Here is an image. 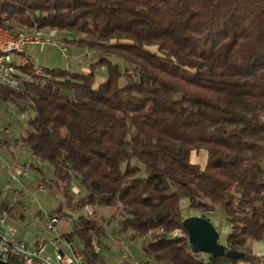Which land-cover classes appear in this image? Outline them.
I'll list each match as a JSON object with an SVG mask.
<instances>
[{
	"label": "trees",
	"instance_id": "16d2710c",
	"mask_svg": "<svg viewBox=\"0 0 264 264\" xmlns=\"http://www.w3.org/2000/svg\"><path fill=\"white\" fill-rule=\"evenodd\" d=\"M9 23L82 35L68 43L92 53L87 73L37 74L29 57L18 89L0 85L1 100L32 111L13 142L38 174L51 167L53 212H77L66 238L87 264L100 262L92 243L102 246L104 226L78 212L85 205L118 216L155 263L264 264L249 245L264 241V0H0V27ZM198 150L203 166L190 160ZM182 198L204 218L220 209L224 245L243 256L193 252Z\"/></svg>",
	"mask_w": 264,
	"mask_h": 264
},
{
	"label": "rangeland",
	"instance_id": "374dc122",
	"mask_svg": "<svg viewBox=\"0 0 264 264\" xmlns=\"http://www.w3.org/2000/svg\"><path fill=\"white\" fill-rule=\"evenodd\" d=\"M9 24L13 26L12 28L9 27L8 29L20 30V29L25 28L22 26L19 27L18 25L15 26L14 23L12 24L9 23ZM78 37H82V35H73L71 33L69 34L68 32L60 31L59 39H60L61 44L66 46V57H62V55L60 54V50L56 46H51V45L45 46L42 50H40L39 47L34 46L35 49L31 53L32 60L37 66H41V67L66 66V58L68 59L70 58L71 66H73L74 64V67L77 65L75 63L78 62V60L83 61V58L86 56L90 57L89 59L91 61L93 59L91 52L87 53L85 49L74 47L68 43V40L75 39ZM69 50L79 55L75 56V58H71L68 54ZM149 50L155 51V47H150ZM112 60L114 62L120 63L123 66L125 64L121 59H118L115 57H112ZM101 69L103 70V67ZM104 79H105V75H102V71H97L96 77H95L96 86L100 82H102ZM21 112H26L25 117L21 118L19 116ZM31 112L32 111L29 108L23 110V109H20L15 104H13L12 107H7V109L4 108L3 115H6L5 122H8L9 125L5 126L6 123H3L1 121L2 119L0 120V138L9 139V141H12L14 137H22L26 132V128H27L26 123H27L28 116L30 115ZM2 117L3 116L0 115V118ZM4 126L9 129L7 133L3 132V129H5L3 128ZM11 145L12 146L10 148L6 147L7 149H4V148L0 149V186L2 188H6L8 184L7 178H6L7 177V166L18 165V166L28 167L29 170L30 169L32 170V168L28 164L36 160V158L31 156L30 154H27L25 158L18 156L19 152L21 153L19 145L14 144V143H11ZM11 155H15V156L12 157ZM190 160L191 162H194V163H197L203 166L206 161V151L205 150L192 151L190 154ZM39 165L41 167L43 174H35V173L31 174V176L28 179L22 180L20 184L18 185L19 186H22V184L23 185L25 184L27 186L32 185L34 186V188H36V185L41 183L44 185V191L36 192L34 190L33 199L35 202L30 204L28 202V199L30 198L27 197V199H25V202H26L25 204L30 205V207L35 206L36 209L38 208V204H40L44 208H50V209L51 207L55 208L57 204L62 201L61 194L56 186H52L51 188H46L45 186L46 181H49L53 178L52 169L51 167H49L47 164L43 162H40ZM9 186L10 187L12 186L11 183H9ZM70 190L75 196L77 194H82L80 192L82 188L80 185L77 184V181L75 179H72L71 181ZM42 194L45 195V198H43ZM13 200H14V197H13ZM179 204L182 208L184 216H189V215L200 216L201 215V212L196 211V210H190L187 208V200L185 198H182ZM78 212L82 213L83 211L79 210ZM103 212H105L104 209L101 213L95 212V214L93 215V217H95L97 221L100 222L104 226V235L101 237L102 246L99 245L101 247V251L99 254L100 262L103 264H122L123 260L120 258V251H121V248L123 247L120 246L119 242L118 241L116 242L115 239L124 240L125 249H127L128 251L130 250L131 254L134 256H141L139 255L138 252L141 247L142 239L141 238L131 239L130 238L131 232L129 230H127L126 232H122L120 230V227L117 223L119 220L118 216L116 217V220H113V219L111 220V218L108 216V213H103ZM74 213L75 212H70L69 213L70 218H66L67 221L65 220L61 221L58 227L62 228L63 226L67 228V230L72 229L75 225V222L72 220L74 218ZM77 216L78 215L76 214V217ZM205 216L211 223L213 222L215 224L213 226L218 232V241L219 242L224 241L226 238V235L228 234L230 230V224L228 223V221L225 220L221 210L220 209H216L213 211L210 210L205 213ZM24 220L25 221L23 225H25V230L28 231L31 235L42 234V236H44V239H48V238L53 239L57 236L53 234L52 232L48 231L46 228H43L42 226L43 222L41 219L34 226L30 224L31 223L30 221L33 220L32 216L26 215ZM249 245L252 246V244H249ZM259 255H264V251H262V253H259ZM239 263L242 264V262H239ZM223 264H233V263L226 262Z\"/></svg>",
	"mask_w": 264,
	"mask_h": 264
},
{
	"label": "built area",
	"instance_id": "2783aa9c",
	"mask_svg": "<svg viewBox=\"0 0 264 264\" xmlns=\"http://www.w3.org/2000/svg\"><path fill=\"white\" fill-rule=\"evenodd\" d=\"M59 34L60 31L56 28L38 27L36 25L28 28V34H20L17 30L0 27V73H8L9 78L12 79L11 88L18 89L22 79L26 78L20 71V67L28 62V52L33 46H37L39 49L50 45L56 46L62 57H66V46L61 44ZM33 68L35 73H42L41 67L35 65ZM25 115L26 112L19 114L21 118ZM7 176L11 183L20 184L22 180L30 177V170L24 166H8ZM35 191L43 192L44 185L37 184ZM82 211L84 216L92 217L94 215L93 208L89 205H85ZM42 212L46 217V229L57 235L53 239L50 238L56 250L55 261L40 255L43 247L41 242L31 246L17 237L15 227L7 221L5 210L0 212V260L10 264H87L86 260L79 259L73 240L63 238L57 233L56 226L63 215L50 213L49 209H42ZM181 233L180 229H176L172 235L181 236ZM61 242L67 246V252L58 249V244ZM92 248L95 253H99L101 247L93 242ZM120 258L123 260L122 264H152L143 260V254L133 256L124 246L121 248ZM204 262L209 264L205 258Z\"/></svg>",
	"mask_w": 264,
	"mask_h": 264
},
{
	"label": "crops",
	"instance_id": "0c3cea01",
	"mask_svg": "<svg viewBox=\"0 0 264 264\" xmlns=\"http://www.w3.org/2000/svg\"><path fill=\"white\" fill-rule=\"evenodd\" d=\"M34 49L35 48L33 46L31 49H29V52H28L29 57L31 59H32L31 53ZM40 50H42V49H40ZM68 54L71 58H75V56L79 55V54H75L73 51H70V50H69ZM89 58L90 57H87V56L84 57L83 58L84 63L82 60H78V62L75 63V64H77L75 67H74V64H73V66H71L70 58L69 59L66 58V66H63V67L69 68V69L76 71V72L87 73L88 72V64L90 63ZM39 67H41V66H39ZM53 67H59V66H53ZM12 106H13L12 102L0 99V115L3 116L2 118H0V120L2 119L1 121L3 123H6L5 126L9 125V123L5 122L6 121V119H5L6 115H3V110H4V108L7 109V107H12ZM26 125H27V123H26ZM5 126L3 127V128H5V129H3V132L7 133L9 131V129L6 128ZM18 138L19 137H14L12 141H9V139L0 138V149L10 148L12 146L11 143H14L13 141L15 139H18ZM3 141H7L9 144H7V143L1 144ZM27 154H30V153L21 151V153L19 152L18 156L25 158V156ZM11 156L14 157L15 155H11ZM34 161H37V159ZM22 164H24V163H22ZM34 173L38 174L39 172H37L33 169L32 170L30 169V176H31V174H34ZM6 178H7V183H8L7 187H6L7 189L2 188L0 186L1 190H2V193L0 196V202L4 201L8 205V209L6 210L7 221L15 227L16 235L18 238L22 239L23 241H25L27 244H29L31 246H34L38 242H41L43 244V247L40 251V255L44 256V257H49L52 261H55L56 250H55L54 245L51 243L50 238L44 239V236H42V234L31 235L28 231L25 230V225H23L26 215H29V216H32V219H33L30 221L31 225H33V226L36 225V223L41 219L43 222V224H42L43 228H46L45 227L46 217L43 214L42 209H49L50 213H54L53 212L54 207H51V209L50 208H44L40 204H38V208L36 209L35 206L30 207V205L25 204L26 203L25 199H27V197L30 198V199H28V202L30 204L35 202L33 199V197H34L33 191L35 190L34 186H32V185L27 186L25 184L24 185L22 184V186H19L16 183H11L9 181L8 176ZM9 183H11V185H12L11 187L9 186ZM80 192L84 193V190L82 189ZM31 195H32V197H31ZM42 196H43V198H45L44 194H42ZM13 197H14V200H13ZM69 213L70 212H68V214ZM76 214H77V212L74 213V218L72 219L74 222H75ZM66 218H70V217L69 216H66V217L63 216L59 220V222L56 226L58 235L63 237V238L66 237L67 233L73 231V229H74V227L70 230H67V228H65L63 226H62V228L58 227V225L60 224L61 221H63V220L67 221ZM212 224L215 225L213 222H212ZM115 241L116 242L118 241L120 246H122V247L125 246L124 240L115 239ZM224 241H222L221 243L224 244ZM251 244H252V246H251L252 253L259 255V253H262V251H264V241H252ZM58 249L61 251H66V252L68 251L67 246L63 242L58 244ZM100 251H101V248H100ZM100 251H99V254H100ZM130 253H131V251H130ZM138 253H139V255L143 254L141 247H140V250ZM261 256H264V255H261ZM202 257L205 258L204 255H202ZM115 259H117V258H115ZM238 264H240V263L238 262Z\"/></svg>",
	"mask_w": 264,
	"mask_h": 264
},
{
	"label": "water",
	"instance_id": "95a60500",
	"mask_svg": "<svg viewBox=\"0 0 264 264\" xmlns=\"http://www.w3.org/2000/svg\"><path fill=\"white\" fill-rule=\"evenodd\" d=\"M182 225L186 230L187 240L193 252H201L212 257L226 256L231 259H238L243 252L226 249L225 245L218 241V232L213 224L202 216H186ZM0 264H10L0 261Z\"/></svg>",
	"mask_w": 264,
	"mask_h": 264
},
{
	"label": "bare ground",
	"instance_id": "6f19581e",
	"mask_svg": "<svg viewBox=\"0 0 264 264\" xmlns=\"http://www.w3.org/2000/svg\"><path fill=\"white\" fill-rule=\"evenodd\" d=\"M18 33H20V34H28V30L19 31ZM0 85L7 86V87H10V88L12 87V79L9 78L8 73H0ZM12 89H14V88H12ZM184 234L185 233L182 231L181 236H184ZM92 250H93V248H92ZM93 252L95 253V251H93ZM77 255H78L80 260H84L80 250H78V249H77ZM143 260L144 261H149L152 264H159V263H155V262L151 261L150 258H148V257H146L144 255H143ZM0 261H3V260H0ZM100 264H103V263H100Z\"/></svg>",
	"mask_w": 264,
	"mask_h": 264
}]
</instances>
